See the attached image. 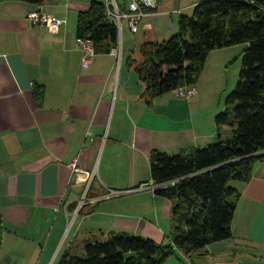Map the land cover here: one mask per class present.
Masks as SVG:
<instances>
[{
  "label": "crops",
  "instance_id": "1",
  "mask_svg": "<svg viewBox=\"0 0 264 264\" xmlns=\"http://www.w3.org/2000/svg\"><path fill=\"white\" fill-rule=\"evenodd\" d=\"M91 1L41 5L66 21L52 31L28 21L39 5L0 0V264H49L112 232L172 244L167 198L152 188L114 193L153 182L152 151L218 141L215 118L225 107L211 103L203 87L190 98L172 91L148 102L129 61L141 59L145 41L174 35L180 14L191 15L203 0H175L169 12L170 2L158 0L137 33L125 22L120 64L96 54L84 67L77 19ZM116 1L123 10L130 2ZM231 185L240 194L231 238L200 253L177 251L164 264H264V159L248 181Z\"/></svg>",
  "mask_w": 264,
  "mask_h": 264
},
{
  "label": "trees",
  "instance_id": "2",
  "mask_svg": "<svg viewBox=\"0 0 264 264\" xmlns=\"http://www.w3.org/2000/svg\"><path fill=\"white\" fill-rule=\"evenodd\" d=\"M106 4L92 0L78 14L77 37L90 41L96 54H111L119 43ZM237 45L246 48L236 88L215 118L218 141L174 154L154 150L150 156L152 181L161 185L155 193L172 203V244L112 232L66 251L59 264H164L177 251L200 253L231 238L240 195L231 182L248 181L254 163L264 159V0H203L191 15L180 14L171 38L145 41L141 59L129 57L150 102L180 87H195L210 53ZM38 89L37 100L43 95Z\"/></svg>",
  "mask_w": 264,
  "mask_h": 264
},
{
  "label": "built area",
  "instance_id": "3",
  "mask_svg": "<svg viewBox=\"0 0 264 264\" xmlns=\"http://www.w3.org/2000/svg\"><path fill=\"white\" fill-rule=\"evenodd\" d=\"M106 5L107 15L115 23L119 32V43L117 47L112 48L111 55H113L117 60V63L120 64L123 57L122 39L120 36L123 32L124 23L128 22L131 31L133 33H137L139 31L140 23L148 16L157 12L158 0H130L126 10H123L116 0H109ZM27 19L34 25L46 26L52 31L56 30L59 26L66 23L65 20H60L50 15L44 14L42 12L41 5H39V10L30 12L28 14ZM77 42L79 46H81L83 51L82 65L85 67L91 62L93 57L96 55V50L94 45L86 39L78 38ZM175 92L179 98H190L197 93L194 87H180L175 90ZM71 168L75 173L79 172V169L77 168V161H74L71 164ZM160 186L152 182L151 184L141 185L135 189H128L125 191L116 192L114 193V195L142 191L147 188H152L155 190Z\"/></svg>",
  "mask_w": 264,
  "mask_h": 264
},
{
  "label": "rangeland",
  "instance_id": "4",
  "mask_svg": "<svg viewBox=\"0 0 264 264\" xmlns=\"http://www.w3.org/2000/svg\"><path fill=\"white\" fill-rule=\"evenodd\" d=\"M169 1V5L166 8L167 12L174 9V1L175 0H163ZM185 1V0H183ZM185 3V2H184ZM188 5V2L184 4ZM186 12H191V9H186ZM125 24V23H124ZM123 34V32H122ZM121 34V39H122ZM174 34V33H173ZM171 35L164 37L167 40L171 38ZM246 48L245 45H237L233 46V48H223L220 50H215L210 53L203 72L201 74L200 80L196 87L201 86L206 90V96L210 98L211 103H216V105H220L221 109L225 107V101L237 85L239 79V73L242 65V52ZM194 87V88H196ZM199 88V87H198ZM37 264H44L46 260H37L35 261ZM59 259H52L49 264H59Z\"/></svg>",
  "mask_w": 264,
  "mask_h": 264
}]
</instances>
